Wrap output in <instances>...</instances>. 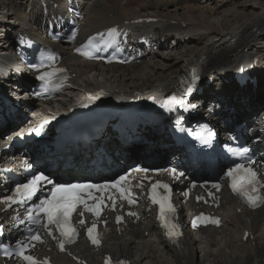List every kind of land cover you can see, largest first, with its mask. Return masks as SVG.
Segmentation results:
<instances>
[{"label": "bare ground", "instance_id": "bare-ground-1", "mask_svg": "<svg viewBox=\"0 0 264 264\" xmlns=\"http://www.w3.org/2000/svg\"><path fill=\"white\" fill-rule=\"evenodd\" d=\"M24 1L0 0V32L4 31L3 37L0 38L1 56L2 53L10 54V48L6 49L4 43L14 41L18 32L33 36L39 34L37 32L42 26L44 5H49L50 0ZM80 2L87 11L83 27L84 36L114 24L138 30L149 27L156 41L173 37L175 48L162 50L151 61L119 70L83 62L73 57L69 50H64L63 63L73 71L78 87L70 90L72 95L57 105V111H66L74 106L76 101L73 97H79L81 87H104L123 97L160 93L175 83L195 60L203 56L208 58L207 73L213 78V90L204 93L198 100L221 103L223 108L233 110L232 115L239 119L249 115L247 108L252 113L257 110V98L262 90L260 86L253 93L249 83L238 87L234 77L230 78L231 83L227 79L225 84L221 79L224 74H230L242 66L251 67L256 58L258 71L264 72V52L256 51L255 38L264 36V0ZM27 4L29 7L24 9ZM52 6L49 5L47 9ZM148 19L157 21L147 24L145 20ZM139 20L144 21L135 23ZM231 41L236 42L234 48L229 45ZM210 53L224 54L230 60L226 65L214 63ZM227 113L220 112L217 116H226ZM16 126L22 127L19 123H16ZM168 142L163 135L151 149L160 150V145ZM112 143H115L112 136L104 140L105 145ZM118 149L120 153L123 151L119 145ZM169 150L165 152L168 153ZM223 200L230 206L235 204L232 197L224 196ZM225 212V226L221 230H205L195 236L189 234L178 249H172L164 243L154 220L146 214L144 222L129 223L121 236L116 231L109 234L108 244L112 241L115 246L110 251L128 255L136 264H141L144 260L148 264H264V206L248 213L238 214L229 209ZM145 231H149L148 237H145ZM246 231L250 232V236L244 240ZM125 236L129 237L126 239ZM196 249H202L199 251L202 254L200 258L196 256ZM64 263L69 264L66 260Z\"/></svg>", "mask_w": 264, "mask_h": 264}, {"label": "snow or ice", "instance_id": "snow-or-ice-1", "mask_svg": "<svg viewBox=\"0 0 264 264\" xmlns=\"http://www.w3.org/2000/svg\"><path fill=\"white\" fill-rule=\"evenodd\" d=\"M109 34H115V29H110ZM79 51V49H78ZM82 55L88 56L91 58V54L89 52H81ZM47 75L42 74L39 79L45 80ZM188 91H191L189 88ZM172 100L175 101L176 98L172 97ZM161 107H167V104H162ZM39 134V133H37ZM228 175L232 178L231 187L234 192L240 194L245 197L246 200L250 204H255L257 200L264 199V197H260L258 195H254L257 193V174L251 169H245L243 165H237L236 168L230 169ZM124 180V177L120 178ZM42 181H46L49 184H53L51 189L50 197L44 200H41L40 204L37 206L38 215L39 213H43V215L47 218V225H55L61 232V235L71 240V236L75 234V229L69 223V217L72 215L78 204L84 203V201L80 197V193L85 191L87 188H98L97 185H74V184H54L51 180L43 175L35 176L29 183L23 184L17 187L16 193L20 196L27 195L31 197V195L36 191L37 187ZM120 182L117 181L113 187H116ZM160 186L165 189L168 188V185H154L153 186V202L158 203L160 206V218L162 221H165V212L166 211H174L173 206L170 203V198L168 196L158 197L156 194V188ZM11 202H19L12 201V198H8ZM131 202V201H130ZM85 209L89 211H93V209H89L85 204ZM31 215V214H30ZM82 215V213H81ZM23 222V221H21ZM38 222V221H36ZM81 224L84 223L83 220L80 221ZM195 224V222H194ZM46 225V226H47ZM165 226L168 227L166 221ZM175 225H172L169 228V234L172 233L173 229H175ZM94 229L90 228L89 235L91 238V233ZM51 234V232H49ZM34 240H38L39 236L35 235L32 237ZM92 242L98 243L94 238ZM61 248H63V244H61ZM26 261H29L30 264H36V261L31 256L23 257Z\"/></svg>", "mask_w": 264, "mask_h": 264}, {"label": "water", "instance_id": "water-1", "mask_svg": "<svg viewBox=\"0 0 264 264\" xmlns=\"http://www.w3.org/2000/svg\"><path fill=\"white\" fill-rule=\"evenodd\" d=\"M101 66L102 68H113V69H116V70H119L118 68L116 67H113L111 65H99ZM73 73V72H72ZM74 74V73H73ZM78 86H76L77 88ZM75 88V89H76ZM79 95V101H84V100H92L94 98H112V99H122L124 100L125 102H127L126 104L127 105H130V106H137L139 105L140 103H142V99H144L146 96H140V95H129V96H122L121 94L115 92V91H112V90H109L107 88H104V87H98V88H95V89H86V88H83L81 87V93L78 94ZM121 95V96H120ZM78 98V97H77ZM78 101V102H79ZM96 105H94V108L96 110H106L108 107V105L110 104V102L108 104H105V103H96Z\"/></svg>", "mask_w": 264, "mask_h": 264}, {"label": "rangeland", "instance_id": "rangeland-1", "mask_svg": "<svg viewBox=\"0 0 264 264\" xmlns=\"http://www.w3.org/2000/svg\"><path fill=\"white\" fill-rule=\"evenodd\" d=\"M36 2H38V1H36ZM26 7L28 8L29 4L25 5L24 9H26ZM209 7H211V6H209ZM255 38H256V51L264 52V36L255 37ZM204 41H206V38H204ZM210 58H211V60L214 63L221 64V65H226L228 63V61L230 60L226 55H224V54H216V53H210ZM201 250L202 249H200V250L196 249V253H197V251L201 252ZM196 256H198V255L196 254ZM201 256H202V254L200 253V256H198V258H200ZM141 264H148V262L146 260H144V261H142Z\"/></svg>", "mask_w": 264, "mask_h": 264}]
</instances>
